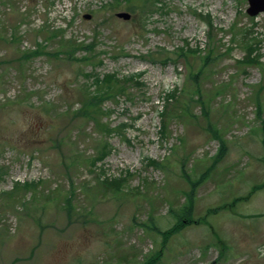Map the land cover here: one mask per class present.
Returning <instances> with one entry per match:
<instances>
[{
  "label": "rangeland",
  "instance_id": "1",
  "mask_svg": "<svg viewBox=\"0 0 264 264\" xmlns=\"http://www.w3.org/2000/svg\"><path fill=\"white\" fill-rule=\"evenodd\" d=\"M118 2L0 0V264H264V13L151 0L125 21ZM69 40L88 47L80 61L61 54ZM106 74L126 91L103 102L101 130L79 110ZM205 174L197 223L165 239L186 175Z\"/></svg>",
  "mask_w": 264,
  "mask_h": 264
},
{
  "label": "trees",
  "instance_id": "2",
  "mask_svg": "<svg viewBox=\"0 0 264 264\" xmlns=\"http://www.w3.org/2000/svg\"><path fill=\"white\" fill-rule=\"evenodd\" d=\"M119 1L115 7H123V10H126L128 12H131L132 14H139V13H146L151 4V0H117ZM114 8V7H113ZM211 23V21L209 20ZM56 37H62L64 39L65 34L56 35ZM84 42L82 41H76V40H69L66 44L62 43L60 45V52L64 56L65 60L68 62L72 61H80L75 59V55H77L80 52L86 51L88 47H84ZM80 47H83L80 48ZM80 48V49H79ZM252 50H250L249 54L246 57V60L249 63H259L261 58L255 57L254 53H251ZM39 52H36L35 54H38ZM177 57H182V54H176ZM96 78L98 79V88L97 91L91 94L90 99H88L85 103H82V106L79 110V113H81V117L85 122H94L95 125L100 126V129L108 130L106 123L100 124L99 123V113L103 110V102L106 99H115L118 97V94H121L126 91V83L120 81L119 75L117 74H106L101 77V75H97ZM177 103V98L174 94L168 93L165 94L161 102H159V105H161V119H162V134L166 133L167 127H166V121L167 118L170 116L171 107ZM204 106V105H203ZM104 117H102L103 122ZM264 131V130H263ZM216 134L218 135V132L216 131ZM221 143V142H220ZM264 143V140H263ZM102 145V144H101ZM223 146V143H222ZM108 145H104L101 147L99 157L96 161H93L92 164L96 165L97 161H102L107 153L109 152ZM225 154L222 153L220 156H218L217 159H221ZM217 162V161H216ZM154 165H159L155 161L153 162ZM207 174L203 175L200 179L197 181L191 180L188 175H186L189 185L191 186V192L187 193L188 196V203L184 206H182L179 209H174L170 211V215L174 218L175 223L171 230H169L167 233L161 232L165 235V239H168L172 234L178 233L183 228L197 223L192 219V213H193V207H194V193L197 189V187L202 183L206 178ZM209 177V175H208ZM123 179H114L109 180L106 179L103 181V184L106 188H114L115 190L120 191L123 188ZM32 186V185H27ZM71 211V205L70 202H68V214ZM70 215V214H69ZM155 230V228L153 229ZM156 231V230H155ZM157 255H160V253H157ZM159 261L158 258H151L150 260H147L144 264H157Z\"/></svg>",
  "mask_w": 264,
  "mask_h": 264
},
{
  "label": "water",
  "instance_id": "3",
  "mask_svg": "<svg viewBox=\"0 0 264 264\" xmlns=\"http://www.w3.org/2000/svg\"><path fill=\"white\" fill-rule=\"evenodd\" d=\"M249 7L247 9V13L251 17H256L261 13H264V0H248ZM116 17L119 19H123L125 21H129L132 18V15L129 12H118ZM92 15H84V19L90 20Z\"/></svg>",
  "mask_w": 264,
  "mask_h": 264
}]
</instances>
